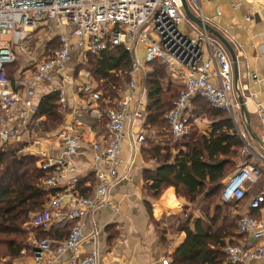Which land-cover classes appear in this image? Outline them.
I'll use <instances>...</instances> for the list:
<instances>
[{
	"label": "built area",
	"instance_id": "built-area-1",
	"mask_svg": "<svg viewBox=\"0 0 264 264\" xmlns=\"http://www.w3.org/2000/svg\"><path fill=\"white\" fill-rule=\"evenodd\" d=\"M187 1L201 25L186 16L182 0H0V146L29 141L31 145H24L21 153L34 155L30 152L40 142L36 134L43 120L35 101L36 88L52 81L57 72L66 82L73 83L74 77L65 70L74 54L84 58L88 52L100 53L122 45L132 58L130 80L117 107L101 105L102 91L94 82L86 81L79 86V92L89 102L92 101L86 110L106 119L107 138L103 144L97 142L92 147L95 152L92 170L98 182L94 192L88 196L79 193L77 184L80 178L69 161L45 155L38 161L40 168L50 175L45 181L49 189L62 188V179L69 175L66 188L74 206L60 212L64 195L57 192L44 209L33 214L27 222L25 227L28 230H48L54 217L59 218L62 225L70 226L67 238L55 245L50 237H39L35 231L32 232L34 235L29 240L35 264H47L49 254L57 258L69 254L66 264H104L95 253L83 258L78 254L85 238V217L111 204L109 186L118 179V167L123 163L121 154L127 127L135 126L146 111L148 92L143 71L150 63L159 62L166 66L171 76L183 86L173 108L165 115L175 140H181L188 134L192 119L195 123L203 120V115L192 114V98L201 96L213 107L228 112L243 143L242 156L256 159L245 162L223 181L222 201L243 200L261 181L264 151L252 145L242 122L245 117L229 51L208 31L200 0ZM39 29L56 30L58 46L36 57L31 39ZM141 45L144 46L143 57L139 55ZM22 60L28 67L21 74L20 83L24 91H18L13 87L5 66ZM242 97L248 107L251 97ZM21 102L22 107L16 117L9 121L12 110ZM60 104L62 108L67 106L64 93ZM261 116L264 120L262 110ZM145 135L138 134L134 143L143 142ZM62 139L67 156L79 152L81 141L73 131L62 133ZM263 203L264 193L261 192L254 195L247 209L239 214L238 232L251 240L226 245L230 263L252 264L264 260V217L253 215L255 209H264ZM162 264H171V261L162 259Z\"/></svg>",
	"mask_w": 264,
	"mask_h": 264
},
{
	"label": "crops",
	"instance_id": "crops-1",
	"mask_svg": "<svg viewBox=\"0 0 264 264\" xmlns=\"http://www.w3.org/2000/svg\"><path fill=\"white\" fill-rule=\"evenodd\" d=\"M200 4L208 25L220 32L236 53L239 72L238 82L235 81L237 93L240 91L242 96L251 97L246 108L257 140L248 131L246 120L242 118V122H244L252 145L259 151H264V120L261 116V110L264 111V0H200ZM247 17L250 19L248 20ZM49 34L52 32L49 31ZM45 46L43 43L39 45L35 51L36 57L45 54ZM143 53L144 46L141 45L140 57H143ZM80 57L79 54H74L65 70L67 74L74 77L73 83L66 82L57 72L52 81L37 86L36 102L50 92L57 91L60 97L64 93L67 106L66 108L61 107L63 122L57 129L45 132L38 128L36 135L40 142L30 153L36 154L38 161L44 158L43 155L65 159L75 166L80 179H86L91 175L94 176L92 170L95 155L92 149L93 144L97 142L103 144L107 138V131L105 117L98 116L93 111H87L86 107L92 101L89 102V99L79 92V86L86 81L94 82L98 86L89 70L81 68L76 71L77 67L83 64ZM27 67V63L23 60L19 61L16 72L10 76L13 87L18 91H24L20 80L22 72L24 73ZM150 69L148 66L143 73L145 74ZM167 72L171 76L168 70ZM171 81L182 85L172 76ZM118 101L117 104L113 101L114 105H109L110 102L105 100L106 105L102 103L101 105L117 107ZM147 103L148 100L145 109H147ZM92 106H94L93 103ZM21 107L22 102L12 110L9 121L16 117ZM145 116L146 111L144 117L135 126L128 125L127 127L121 154L123 163L118 167V179L109 186L111 204L100 207L85 217V238L78 250L82 258L95 253L104 264H162V259L166 258L171 261V256L186 240V233L180 228L182 223L187 217L195 220L203 214L195 203L179 195L174 187L167 188L159 198L152 197L146 189L144 174L147 170H155L158 165L155 160H145L143 142L134 143L138 134L146 133L142 126ZM42 117L44 120V116ZM196 124L200 125L204 132L211 130L210 121L206 118ZM66 131H73L81 141L79 152L70 156L65 154L66 144L62 139V133ZM245 159L247 162L256 160L253 157H245ZM69 178L68 175L62 179V188L53 189L64 195L60 212H65L74 206V201L66 188ZM90 184L93 185V182L88 180L86 185ZM97 184L95 180L91 194ZM261 192L264 193V167L261 181L248 192L249 197L243 208L233 210L234 213H232L239 217V214L247 209L250 199ZM260 214L264 217V209L260 210ZM67 226L62 225L59 218L54 217L50 227L54 228L51 231L54 237L50 236L54 240V245L62 240L59 238L61 233L57 231ZM33 235L31 233L30 238ZM248 240H251L248 236L239 238L240 243H247ZM30 246L32 248L28 252L24 251L15 264H35L33 246L31 244ZM69 256L66 254L57 258L49 254L47 264H66ZM252 264H264V260Z\"/></svg>",
	"mask_w": 264,
	"mask_h": 264
},
{
	"label": "trees",
	"instance_id": "trees-1",
	"mask_svg": "<svg viewBox=\"0 0 264 264\" xmlns=\"http://www.w3.org/2000/svg\"><path fill=\"white\" fill-rule=\"evenodd\" d=\"M57 46L58 36L55 35L49 39L46 52ZM84 58L102 91L101 103L106 105V100L109 105H114L113 101L117 104L130 80L131 54L120 45L100 53L88 52ZM82 66L80 64L76 71ZM149 66L151 69L144 74L148 105L142 126L146 135L155 132L160 138L169 136L171 141L157 143L152 136L143 141L145 160H155L158 165L155 170L145 172L146 189L152 197L159 198L167 188L174 187L190 202L199 200L203 203L201 217L195 220L187 217L182 223L180 228L186 233V240L171 256V264H232L225 247L228 243H240L239 238L243 237L238 233L239 217L233 214V209L241 210L249 196L247 194L238 202L225 203L221 193L229 172L247 162L241 156L243 143L228 112L213 107L201 96L192 98V114L203 115L209 120L211 130L204 132L192 119L188 134L175 140L165 115L173 108L183 86L171 79L165 85L169 74L161 63L153 62ZM5 67L9 76H13L18 62ZM37 103L38 114L44 116L40 130L57 129L63 122L60 94L50 92ZM24 145V142H17L0 146V264H15L24 251L28 252L32 248L29 243L32 232L36 231L39 237H54L51 235L54 228L28 230L25 227L32 215L42 211L57 191L46 187L45 181L50 175L40 168L38 157L21 153ZM89 178L80 179L77 184L84 196L90 195L94 188L95 174ZM88 180L93 185H86ZM253 215L261 218L260 210L255 209ZM69 229L67 226L58 230L59 238H67Z\"/></svg>",
	"mask_w": 264,
	"mask_h": 264
},
{
	"label": "water",
	"instance_id": "water-1",
	"mask_svg": "<svg viewBox=\"0 0 264 264\" xmlns=\"http://www.w3.org/2000/svg\"><path fill=\"white\" fill-rule=\"evenodd\" d=\"M182 4H183L184 11L186 13V16L190 20L195 22L196 24L201 25L200 19L197 16H195L192 13V11L190 10L188 1L182 0ZM206 27H207L208 31L211 32L215 37H217L225 45V47L229 51L231 59H232V63H233L235 81L238 82V78H239L238 62H237L236 53H235L232 45L226 40V38L220 32L215 30L213 27H211L210 25H207ZM238 94H239V101H240V105H241V111L245 117L247 129L250 132V134L252 135V137H254L257 140V137L253 133L251 125H250V116H249L248 110L246 108V105L244 104V99H243L240 91H238Z\"/></svg>",
	"mask_w": 264,
	"mask_h": 264
},
{
	"label": "rangeland",
	"instance_id": "rangeland-1",
	"mask_svg": "<svg viewBox=\"0 0 264 264\" xmlns=\"http://www.w3.org/2000/svg\"><path fill=\"white\" fill-rule=\"evenodd\" d=\"M49 29H46V30H37L36 32L33 33V37L31 39V42H32V46L34 48V51L38 49L39 45H41L43 43V45H47L49 39L55 37V35H57V33L54 31L52 32V34H49ZM45 49H46V46H45ZM81 63H83V66L81 68L85 69L88 71V64H87V59L86 58H82L80 59ZM148 67V65H146V68ZM169 74V73H168ZM168 79H171V76L169 74V77L165 80V85H167V82H168ZM209 121V120H207ZM200 128V125L198 126ZM201 129V128H200ZM149 136H152L153 140H155L157 143L158 142H161V143H166V141H171V138L169 136H166V137H163V138H160L159 136L156 135L155 132H152V134L150 133H147L146 137H149ZM237 168H233L229 174L226 176V178L231 175ZM219 199V197H218ZM217 200V198L215 199V201ZM196 207L197 208H200L202 209V205L203 203L200 202L199 200L195 203ZM234 210V209H233ZM198 214V212H196ZM201 214V212L199 213ZM211 214H213V208L211 210Z\"/></svg>",
	"mask_w": 264,
	"mask_h": 264
}]
</instances>
